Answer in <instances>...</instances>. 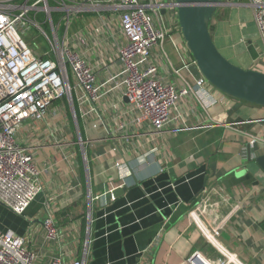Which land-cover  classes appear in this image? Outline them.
Masks as SVG:
<instances>
[{
	"label": "crops",
	"instance_id": "1",
	"mask_svg": "<svg viewBox=\"0 0 264 264\" xmlns=\"http://www.w3.org/2000/svg\"><path fill=\"white\" fill-rule=\"evenodd\" d=\"M156 1L168 7L163 17L169 34L153 59L159 78L179 88L174 70L191 83L193 59L171 8L174 0ZM102 18L96 22L86 17L92 19L90 46L97 53L104 38L114 54L109 36L121 41L117 24L97 39L98 25L106 28L109 23L107 16ZM234 48L238 52L227 53L230 60L264 73L262 52L251 46ZM243 51L248 60H243ZM106 74L103 70L98 75L103 88L99 104L77 90L75 118L67 101H56L44 121L19 127L16 140L33 154L40 192L22 217L0 205V213L7 215L0 230L22 237L43 263L59 256L83 264H187L199 252L210 261L225 255L236 259L229 264H264V173L254 162L264 154V143L248 145L250 137L264 140V107L212 87L213 101L208 98L206 110L192 97L182 99L162 134L111 139L116 129L111 116L126 102L114 80L105 82ZM153 149L156 153L145 155ZM116 187L122 191L109 198ZM47 214L59 231L51 244L43 241Z\"/></svg>",
	"mask_w": 264,
	"mask_h": 264
},
{
	"label": "built area",
	"instance_id": "2",
	"mask_svg": "<svg viewBox=\"0 0 264 264\" xmlns=\"http://www.w3.org/2000/svg\"><path fill=\"white\" fill-rule=\"evenodd\" d=\"M40 1L0 0V205L19 217L24 215L40 192V185L36 179L33 154L18 144L17 130L26 121H44L49 107L56 101H67L75 118L77 90L93 104L102 102L103 88L98 82L100 71H108L105 82L114 80L116 92L126 100L120 112L111 116L116 128L115 134L110 135L111 139L125 135L129 139L154 138L164 132L171 121V113L182 99L192 97L204 110L209 106L208 98L213 101L209 96L212 86L201 76L188 83L178 70L173 69L175 76L180 78L179 88L165 83L158 76L159 65L153 59V52L161 48L169 34L161 15V11L168 8L165 3L156 0H44L42 12L45 22H49L50 36L35 20ZM227 1L230 3L231 0ZM246 1L264 55V0ZM48 2L54 6L50 8ZM38 10L41 12L40 8ZM53 12L64 14L56 25L51 20ZM89 12L97 13L98 18ZM30 13H33V18ZM74 13L93 16L96 22H103L102 14L106 13L108 27L107 24L104 25L106 28L98 27L103 29H100L102 35L107 29L110 31L111 24H117L121 41H116L111 33L109 36L115 53L110 54L107 50V40L104 46L100 40V51L93 53L95 48L90 46V37L84 33L69 34ZM31 25L40 30L52 54L37 56L28 47L24 39L25 30ZM160 53L165 57L161 49ZM93 58L96 60L92 63ZM97 124L98 121L94 122L92 129L96 130ZM260 141L264 143V140L250 137L248 145L253 148ZM115 148L118 146L111 150L115 151ZM154 153L156 149L145 155ZM118 165L115 164L116 167ZM113 190L109 191V198L113 197ZM42 229L44 243L51 244L59 238L58 228L48 214L42 221ZM231 261H236L234 256L227 258L223 255L210 261L194 252L186 263L229 264ZM0 264H83V261L65 262L56 256L43 263L41 255L24 245L22 237L0 230Z\"/></svg>",
	"mask_w": 264,
	"mask_h": 264
},
{
	"label": "water",
	"instance_id": "3",
	"mask_svg": "<svg viewBox=\"0 0 264 264\" xmlns=\"http://www.w3.org/2000/svg\"><path fill=\"white\" fill-rule=\"evenodd\" d=\"M233 4L241 6L222 0H174L171 8L175 10L181 37L194 61L188 71L193 77H203L226 96L264 107V73L232 64L219 52L210 33L218 8ZM243 5L249 7L247 3ZM164 13L166 10L161 11V15ZM254 162L264 173V154L256 157ZM121 191L117 188L112 195Z\"/></svg>",
	"mask_w": 264,
	"mask_h": 264
},
{
	"label": "rangeland",
	"instance_id": "4",
	"mask_svg": "<svg viewBox=\"0 0 264 264\" xmlns=\"http://www.w3.org/2000/svg\"><path fill=\"white\" fill-rule=\"evenodd\" d=\"M224 3H227V0H222ZM246 0H231V2L237 3H245ZM247 3V2H246ZM245 3V4H246ZM44 7V0L40 1L37 5L36 9V22L40 24L43 31H45L48 35L51 36L49 22H45V14L42 12V9ZM40 8V11L38 10ZM76 13V12H75ZM74 15L73 23L70 24V27L68 28V33H84L87 37H90V22L92 19L86 20V17H90L89 15H80L81 13H77ZM94 13L93 15L98 18V14L95 12H89ZM106 13H103L104 16ZM176 15V14H175ZM64 14L62 15V17ZM84 16V18H83ZM176 17V16H175ZM56 25V24H55ZM84 27V28H83ZM113 28V27H112ZM211 30L213 36L223 42L225 45V50L223 51L220 49L219 45L214 41V44L216 45L219 52L232 64L242 67L241 64L234 62L233 60H230L227 56V53L233 54L236 47L237 49L242 48V50H246V46H251L253 51L256 52H262L263 48L261 44L260 37L257 33V29L255 27V24L253 22L252 18V12L250 7L248 6H238V5H231V6H220L217 10L215 18L212 20L211 23ZM101 28H97L96 31H94L95 36L97 39L101 38L100 30ZM72 30L74 32H72ZM211 32V31H210ZM25 42L28 45V47L33 51V53L37 56H43L52 54L49 43L46 41V39L41 35L40 30L37 28H34L32 25L29 26L28 29L25 30ZM101 46H104V38H101ZM99 40V41H100ZM34 44V46H33ZM100 49V48H99ZM98 51V50H97ZM228 54V55H229ZM239 53L238 55H240ZM242 58L243 60H248L249 55L247 52H242ZM52 56V55H51ZM53 57V56H52ZM7 219V215L5 213H0V220L4 221Z\"/></svg>",
	"mask_w": 264,
	"mask_h": 264
},
{
	"label": "trees",
	"instance_id": "5",
	"mask_svg": "<svg viewBox=\"0 0 264 264\" xmlns=\"http://www.w3.org/2000/svg\"><path fill=\"white\" fill-rule=\"evenodd\" d=\"M247 2V1H246ZM48 6L51 8V7H53L54 5H53V3L52 2H48ZM217 13V12H216ZM62 16V14L61 13H58V12H53V13H51V20H52V22H53V24L55 25V24H57V22L59 21V19H60V17ZM215 16H216V14H215ZM215 16H214V18H215ZM30 17H32L33 18V13H30ZM84 17V16H83ZM35 19H36V16H35ZM211 27V26H210ZM63 30V28H61V31ZM33 46H34V44H33Z\"/></svg>",
	"mask_w": 264,
	"mask_h": 264
}]
</instances>
